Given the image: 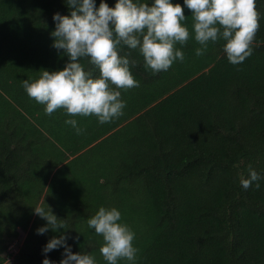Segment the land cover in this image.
<instances>
[{
	"label": "trees",
	"instance_id": "trees-1",
	"mask_svg": "<svg viewBox=\"0 0 264 264\" xmlns=\"http://www.w3.org/2000/svg\"><path fill=\"white\" fill-rule=\"evenodd\" d=\"M257 9L252 54L238 65L223 40L195 54L201 45L186 8L189 39L176 45L184 60L167 71L153 73L139 49L121 45L119 55L137 62L139 86L119 89L123 114L101 124L63 108L47 115L22 87L41 69L64 67L50 33L53 14H69L66 0H0V264H42V247L59 234H36L46 221L33 207L47 205L76 237L73 252L97 264H107L104 241L87 220L101 206L116 207L134 231L136 264H264V0ZM80 63L99 75L87 57ZM249 165L261 178L245 190ZM62 251L47 255L58 262Z\"/></svg>",
	"mask_w": 264,
	"mask_h": 264
},
{
	"label": "clouds",
	"instance_id": "clouds-1",
	"mask_svg": "<svg viewBox=\"0 0 264 264\" xmlns=\"http://www.w3.org/2000/svg\"><path fill=\"white\" fill-rule=\"evenodd\" d=\"M258 0H115L109 6L107 0H66L69 14H53L54 30L52 47L68 57L64 67L57 71L41 69L35 80L25 79L22 87L30 98L44 105V112L51 115L63 108L71 116L95 115L103 124L123 114L126 102L119 89L139 86L130 69L137 63L128 55H119V47L139 49L146 68L153 73L167 71L174 62L184 60V52L177 44L189 39L185 8L191 10L194 19L195 40L201 47L197 56L206 53L209 41L223 40V52L229 63L238 65L252 54V42L259 29L261 13ZM88 58L99 70L94 76L85 71L81 58ZM115 86V87H113ZM79 135L84 129L76 119H66ZM260 174L249 165L247 178L240 179L246 190L260 179ZM259 186L258 184L256 185ZM33 213L46 221L35 231L44 235L49 230L59 233L47 240L42 247V264H97L90 253L73 252L62 220L47 205L33 207ZM121 212L116 207H99L88 218L87 225L102 235L100 253L107 264H118L121 259L136 264L138 248L133 244L135 233L121 223ZM63 249L57 262L48 257L53 250Z\"/></svg>",
	"mask_w": 264,
	"mask_h": 264
},
{
	"label": "rangeland",
	"instance_id": "rangeland-1",
	"mask_svg": "<svg viewBox=\"0 0 264 264\" xmlns=\"http://www.w3.org/2000/svg\"><path fill=\"white\" fill-rule=\"evenodd\" d=\"M25 234L20 232V236L17 240V242H13L10 245L11 252L16 253L18 251L19 246L21 245L22 241L24 240Z\"/></svg>",
	"mask_w": 264,
	"mask_h": 264
}]
</instances>
